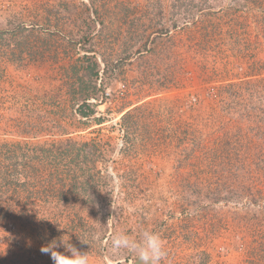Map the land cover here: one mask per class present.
Listing matches in <instances>:
<instances>
[{"label": "rangeland", "instance_id": "obj_1", "mask_svg": "<svg viewBox=\"0 0 264 264\" xmlns=\"http://www.w3.org/2000/svg\"><path fill=\"white\" fill-rule=\"evenodd\" d=\"M4 145L0 264H264V0H0Z\"/></svg>", "mask_w": 264, "mask_h": 264}, {"label": "clouds", "instance_id": "obj_2", "mask_svg": "<svg viewBox=\"0 0 264 264\" xmlns=\"http://www.w3.org/2000/svg\"><path fill=\"white\" fill-rule=\"evenodd\" d=\"M70 255L57 252V242L52 241L40 250L50 254L53 264H89L87 253L77 251L72 245L63 242ZM111 249L115 254L121 252L133 254L139 264H161L166 257V251L160 236L154 231L142 229L137 237L125 232L114 234L111 237Z\"/></svg>", "mask_w": 264, "mask_h": 264}, {"label": "trees", "instance_id": "obj_3", "mask_svg": "<svg viewBox=\"0 0 264 264\" xmlns=\"http://www.w3.org/2000/svg\"><path fill=\"white\" fill-rule=\"evenodd\" d=\"M0 147H5L4 152H0V157L2 156L4 160L8 162L7 164H4L3 162H0V194L3 192L1 189H7L12 185H18L19 183V174H16L17 167H25L26 157L21 154L20 158L19 151L20 146L16 148L14 145H4ZM21 161V164H20Z\"/></svg>", "mask_w": 264, "mask_h": 264}]
</instances>
